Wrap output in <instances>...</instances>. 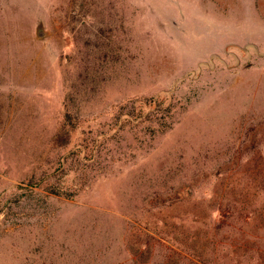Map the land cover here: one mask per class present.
Returning a JSON list of instances; mask_svg holds the SVG:
<instances>
[{
    "label": "rangeland",
    "instance_id": "374dc122",
    "mask_svg": "<svg viewBox=\"0 0 264 264\" xmlns=\"http://www.w3.org/2000/svg\"><path fill=\"white\" fill-rule=\"evenodd\" d=\"M0 264H264V0H0Z\"/></svg>",
    "mask_w": 264,
    "mask_h": 264
},
{
    "label": "trees",
    "instance_id": "16d2710c",
    "mask_svg": "<svg viewBox=\"0 0 264 264\" xmlns=\"http://www.w3.org/2000/svg\"><path fill=\"white\" fill-rule=\"evenodd\" d=\"M153 102L154 101L152 99H144V100H140L139 102H135L136 105L134 108H131V112L129 114L123 115L126 118V119H124V125L128 126V127L129 126L134 127V126L138 125L139 122H141L140 120L142 117L146 118L145 121L150 122L151 118H148V117H153L154 111H151L152 107L155 105V104H153ZM135 109H138V113H135ZM145 112H147L146 115H144ZM169 113H170V110L167 108L166 111H164V114H165L164 118H166V119L169 118L168 117Z\"/></svg>",
    "mask_w": 264,
    "mask_h": 264
}]
</instances>
